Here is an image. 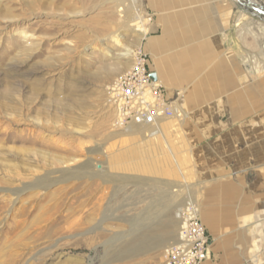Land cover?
<instances>
[{
    "label": "rangeland",
    "instance_id": "obj_1",
    "mask_svg": "<svg viewBox=\"0 0 264 264\" xmlns=\"http://www.w3.org/2000/svg\"><path fill=\"white\" fill-rule=\"evenodd\" d=\"M156 17L154 0H0V264H165L176 211L189 201L203 221V175L216 164L197 161L191 144L206 136L193 140L184 128L205 120L181 114L155 127L119 126L108 101L137 50L154 69ZM255 143L245 179L257 189L264 130ZM256 207L236 264H264V205Z\"/></svg>",
    "mask_w": 264,
    "mask_h": 264
},
{
    "label": "crops",
    "instance_id": "obj_2",
    "mask_svg": "<svg viewBox=\"0 0 264 264\" xmlns=\"http://www.w3.org/2000/svg\"><path fill=\"white\" fill-rule=\"evenodd\" d=\"M224 1L230 9L220 6ZM154 10L162 31L154 39V69L147 67L183 116L205 120L184 129L193 140L206 136L191 144L197 161L216 164L215 174L204 173L200 193L209 237L204 264H236L251 233L252 212L264 205V188L245 179L256 161V130H264V77L256 81L254 75V29L264 17L242 11L233 0H154ZM219 114L228 120L215 121ZM211 131L219 133L213 137ZM257 147L264 152V144ZM231 168L243 173L228 174Z\"/></svg>",
    "mask_w": 264,
    "mask_h": 264
},
{
    "label": "built area",
    "instance_id": "obj_3",
    "mask_svg": "<svg viewBox=\"0 0 264 264\" xmlns=\"http://www.w3.org/2000/svg\"><path fill=\"white\" fill-rule=\"evenodd\" d=\"M147 63L146 53L137 50L131 67L109 86L108 101L119 126L131 123L155 127L162 119L181 115L174 99L168 98L151 77ZM175 215L179 221L177 239L164 248V263L204 264L209 237L196 204L187 201Z\"/></svg>",
    "mask_w": 264,
    "mask_h": 264
},
{
    "label": "water",
    "instance_id": "obj_4",
    "mask_svg": "<svg viewBox=\"0 0 264 264\" xmlns=\"http://www.w3.org/2000/svg\"><path fill=\"white\" fill-rule=\"evenodd\" d=\"M244 12L258 17H264V0H233ZM154 78V74H151Z\"/></svg>",
    "mask_w": 264,
    "mask_h": 264
},
{
    "label": "bare ground",
    "instance_id": "obj_5",
    "mask_svg": "<svg viewBox=\"0 0 264 264\" xmlns=\"http://www.w3.org/2000/svg\"><path fill=\"white\" fill-rule=\"evenodd\" d=\"M137 30H140L142 32V34H146V31L142 25H138Z\"/></svg>",
    "mask_w": 264,
    "mask_h": 264
}]
</instances>
